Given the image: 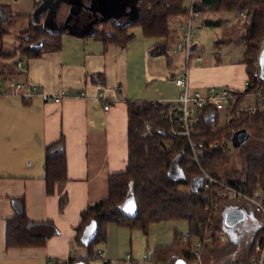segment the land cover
I'll return each instance as SVG.
<instances>
[{
    "label": "crops",
    "instance_id": "1",
    "mask_svg": "<svg viewBox=\"0 0 264 264\" xmlns=\"http://www.w3.org/2000/svg\"><path fill=\"white\" fill-rule=\"evenodd\" d=\"M37 3L40 10L55 13L58 21L68 20L76 7L63 0H0V6H9L14 15L22 16L32 15ZM239 19L244 21L240 16ZM210 22L222 25V21L207 19L198 23L197 30L201 26L213 27ZM19 23L26 30L31 21L21 18L12 28L13 33L16 28L21 30ZM188 24V15L173 20L177 34L172 37L170 57L164 52L156 53L161 39L146 38L141 29H133L130 33L134 39L125 47L65 35L61 51L22 61L26 75L20 80L51 95L62 90L67 95L58 103L44 102L40 97L29 102L17 95L0 96V264H82L79 261L84 259L86 264H102L87 258L86 248L74 247L72 240L81 213L107 197L108 177L126 169L127 103H168L176 99L182 88L175 81L182 75L189 76L191 91L204 95L212 89L219 91L217 88L221 89L219 92L232 93L246 89L248 76L246 66L241 63L243 54L238 61L225 60L227 57L217 52L215 44L214 53L208 55L196 34L188 58L184 51L176 50L182 28ZM243 32V27L238 33L222 31V35L217 34L216 42L233 46L240 43L241 38L236 37H242ZM13 38L9 43L16 47L18 42ZM97 74L104 75L105 85L92 82L91 77ZM82 93L85 95L81 97ZM250 97L246 96L241 103L243 108L254 103ZM105 105H109V110L104 109ZM62 135L66 140L68 179L49 195L45 181L46 148ZM63 195L68 203L61 209ZM22 199L27 217L33 221L32 230L49 235L44 247L7 248V219L17 214L18 201ZM219 207L223 214L222 221L217 220L216 237L225 238L221 245L226 256L217 253L218 244L209 243L206 246H212L209 252L214 258L211 260L205 254V246L203 264H254L248 259L249 248L255 234L264 226L262 215L245 205L225 203ZM233 210L244 211L246 217L236 225H228L224 220ZM186 229L182 232L174 221H169L153 224L148 234L140 231L142 234L112 223L107 226L106 242L97 248L104 250L109 264H134L139 261L134 251L142 258L148 250L154 253L158 247L171 246L177 234H187V225ZM153 231H160V240H154V250L149 246L144 249V238Z\"/></svg>",
    "mask_w": 264,
    "mask_h": 264
},
{
    "label": "trees",
    "instance_id": "2",
    "mask_svg": "<svg viewBox=\"0 0 264 264\" xmlns=\"http://www.w3.org/2000/svg\"><path fill=\"white\" fill-rule=\"evenodd\" d=\"M63 1L77 5L78 12L73 16L71 23L69 18L64 22L65 25L58 29H53L52 26L53 20H57L56 14L46 9L40 10L38 3L35 4L34 13L29 16L14 15L9 6H0V75L4 79L25 78L26 71L22 65V68L18 66V60L30 61L39 59L47 53L61 51L65 35L94 38L104 45L125 47L134 39L131 30L139 26L144 37L162 40L156 47V53L164 52L170 57L172 37L177 34L172 22L180 16H189L190 11V8L186 7L187 0H137L138 12H135V17L120 23L100 20L92 11L93 0ZM192 2L198 14L236 13L239 16L241 13L246 14V18L243 19L244 32L240 40L245 44L241 63L246 66L251 83L254 74L259 70L258 58L264 43V0H191V4ZM23 17L31 21L30 27L18 34L13 33L12 28ZM205 24H208L207 21ZM13 35L18 44L12 51H7L6 39ZM91 80L105 85L102 74L93 75ZM253 91H256V86L248 85L243 92L234 93L241 94V97L222 128L219 126L220 112L213 105L204 108L201 121L193 132L199 163L190 159L193 152L190 141L177 139L170 134L172 126L163 117L168 109V103L128 102L126 169L110 175L107 197L81 213L72 245L86 248L87 258H93L97 247L106 242L109 224L148 234L151 225L169 221L186 222L188 238L184 241L186 234H177L171 246L156 248L155 264L160 262L167 264L173 256L191 264L192 252L197 241L202 242L203 251L209 239L213 244H219L220 237L215 238L219 230L217 212L220 205L230 201L228 198L220 197L225 191V187L221 185L213 184L209 190H205L203 171L224 185L243 187V191L250 196H253L255 191H261L264 195V155L249 153L245 156L244 179L222 181L219 173L230 165L231 152L230 150L228 153L222 150L208 152L206 148L215 141L227 145L233 133L240 129H246L250 134L254 133L264 138V109L256 113L242 111L238 114L236 111L246 96ZM147 122L153 125L150 136L146 135ZM45 172L47 193L52 195L56 186L68 179L66 140L63 135L46 148ZM129 198L134 200L136 206L134 216H128L123 210ZM18 203L17 214L7 219V248L44 247L49 235L37 234L32 230L33 221L25 213L24 199ZM67 203L68 198L63 195L60 199V208L63 209ZM89 226H92V231L96 234L93 237L87 235ZM263 234L264 228L255 234L250 244V257H253L255 245L261 241ZM79 262L86 264V259ZM73 263L76 264L75 262L70 264Z\"/></svg>",
    "mask_w": 264,
    "mask_h": 264
},
{
    "label": "built area",
    "instance_id": "3",
    "mask_svg": "<svg viewBox=\"0 0 264 264\" xmlns=\"http://www.w3.org/2000/svg\"><path fill=\"white\" fill-rule=\"evenodd\" d=\"M199 14L194 10V3L192 2L189 11V24L182 28L181 40L176 47L177 51H184L189 57L192 51L194 42V33L192 29V22ZM242 19L246 18L245 13H241ZM22 61L19 60L18 66L21 68ZM176 84L182 88V93L174 100L168 102V109L163 115L164 120L167 121L172 127L170 134L177 139H187L190 141L191 148L193 150L190 159L199 163L198 151L195 148V142L193 141V132L195 127L200 123L203 110L208 105H213L219 112L225 111L227 115H230L237 105L238 99L241 94H234L230 91L219 92L212 89L208 95H204L200 91H191L190 81L188 75H182L176 79ZM248 85L256 86V91H253L249 95L254 98V103L248 108L238 106L236 108L239 114L242 111H250L256 113L259 110L264 109V79L261 77L260 69L254 74L253 81L247 79L246 87ZM4 95H17L23 99L31 102L35 97H40L44 102L58 103L67 95L66 90L51 95L44 91H41L38 86L32 85L26 80L16 79H4L0 75V96ZM82 93L80 96H84ZM248 96V95H247ZM105 110H109V105H105ZM146 135L150 136L153 131V125L150 122L145 124ZM222 150L224 153L229 152L228 146L221 142L215 141L208 145L206 151ZM205 178L204 188L209 190L213 184L221 185L225 187V191L220 194L221 198H228V200L235 204L250 206L256 213L262 215L264 219V195L261 191H255L253 196L248 195L243 191V187L235 188L231 185H224L216 180L213 176L203 171ZM264 228V226H263ZM188 238V234L185 235L184 241ZM221 241H225L224 237H220ZM191 264H203V244L201 241H197L192 252ZM95 258L102 264H109L106 259L105 252L102 249H97ZM131 259V256L128 255ZM254 264H264V234L261 241L255 245L254 254L252 257ZM155 256L153 251H147L142 258L134 264H154Z\"/></svg>",
    "mask_w": 264,
    "mask_h": 264
},
{
    "label": "rangeland",
    "instance_id": "4",
    "mask_svg": "<svg viewBox=\"0 0 264 264\" xmlns=\"http://www.w3.org/2000/svg\"><path fill=\"white\" fill-rule=\"evenodd\" d=\"M136 2H137V0H132L129 3L128 10H125L123 12V14H121V16L113 17L112 21L122 23V22H126L128 20L127 19L128 17H129V19H132L133 16H134L133 14L135 12H138V9H137V6H136ZM186 4H187L186 7L190 8L191 0H187ZM76 7L78 9L77 5H76ZM76 7H75V11L73 10L71 12L70 23L72 22V20L74 18L73 16L76 15V13L78 12V11L76 12ZM92 11L96 13L97 17L100 20L109 21V18L107 16L103 15L102 13H100L97 10V0H93ZM207 19H210L212 21H222V25L218 24V25H214L213 27H202L201 26L200 29L197 30L198 23H200L202 20H207ZM64 22L65 21L53 20V29L61 28L62 26L65 25ZM20 23H23V22H20ZM20 23L18 24V28H20L21 30L25 29L22 25H21L22 27L20 26ZM242 27L244 29V21H241L239 19V15L236 14V13H215V14H211V13L203 14V13H201V14H199L196 17L195 21L192 24L193 33L196 34V36L201 39V44L204 46L206 54L212 55V53H214L215 44H216V46L218 47L217 52L220 51L219 52L220 54H222L223 56H226L227 59L224 58L225 60L230 59V60H233V61H238L240 59V57L242 56V54H244V51H245V44H243L240 41L241 40L240 38H242L241 35H238V37H236L238 40L240 39L239 40L240 43L237 42L233 46L221 45V43L216 42L217 41L216 36H217V34H221L222 35V31H225V32H237L238 33V32H240ZM26 29H28V28H26ZM133 29H132L133 31H139L140 27L136 26ZM21 30L17 31V28L14 29L15 34H18ZM232 34H233V36H235V33H232ZM13 37H14V35L10 36V37H7V39H6L7 51H12L14 49V45H12L11 42L9 43L10 39L13 38ZM193 37H194V35H193ZM172 51H173V49L171 48V52ZM217 89L219 91L221 90L220 88H217ZM249 100L252 101L253 100L252 97H250ZM229 118H230V115H227V113L225 111H220V125L219 126L221 128L224 127L226 125V122H227V120ZM227 146L230 149L232 160H231L230 165L227 168L222 169L220 171V173H219V178L222 181H228V180H230V181H239V180L244 179L245 156L247 154H249V153L250 154L253 153V154L257 155V156L264 155V138L261 137V136L255 135L254 133H251L250 136H249L248 141L244 145H242L240 147H234L232 145L231 140L228 141ZM228 204L229 205H233L232 203H228ZM235 204L240 206L236 202H235ZM222 214H223L222 209H219L218 212H217V220L222 221L221 220L222 219ZM170 223H172V222H170ZM175 225H177L179 227V230H181L182 232H185L187 230L186 229V225L187 224L185 222H175ZM138 232H140V231L138 230ZM158 232H160V231H153L151 233L150 237L148 235L145 236V238H144L145 239L144 249L146 247H148V246L151 249L154 248V240L155 239H156V241L160 240V237L158 236ZM140 233H142V232H140ZM219 237H220V235L215 237V238H219ZM247 238H248V234H247ZM218 241H219L218 245H219L220 248L217 247V253L218 254L222 253L224 256H226V251L223 248V246L221 245L224 242H221L220 240H218ZM147 242L149 244H147ZM209 243H210V245L217 244V243L213 244L211 242V239L208 240L207 245H209ZM99 246H100V248L103 247V245H101V244ZM211 247L212 246H210V247L206 246L205 247V254L207 253V256L212 260V258H214V255H212L209 252ZM250 249L251 248H249V254H250ZM222 250H224V251H222ZM148 251H151V250H148ZM134 256H135V258H139V260L141 259L140 258L141 255H138V251L137 250L134 251ZM251 257L248 255V259H250L251 262H253ZM93 258L95 260H97L95 258V256ZM175 259H176V256H173L169 260V262L167 264L175 263L177 261ZM203 259H204V254H203ZM203 262H204V260H203ZM159 264H165V263L160 262ZM246 264H249V263H246Z\"/></svg>",
    "mask_w": 264,
    "mask_h": 264
},
{
    "label": "water",
    "instance_id": "5",
    "mask_svg": "<svg viewBox=\"0 0 264 264\" xmlns=\"http://www.w3.org/2000/svg\"><path fill=\"white\" fill-rule=\"evenodd\" d=\"M132 0H97V10L103 15L107 16L111 20L115 16H121L125 10H128L129 3ZM135 17V13L133 14ZM258 65L260 69L261 77L264 79V43L258 58ZM250 133L246 129H240L233 133L231 142L234 147H240L244 145L249 139ZM124 212L128 216H134L136 214V206L134 200L129 198L124 207ZM245 213L242 210H233L227 213L225 222L228 225H236L241 219L245 218ZM87 235L89 237L95 236V232L92 231V226L87 228ZM175 264H188L183 259H178Z\"/></svg>",
    "mask_w": 264,
    "mask_h": 264
}]
</instances>
